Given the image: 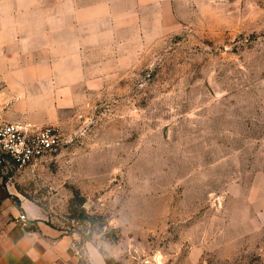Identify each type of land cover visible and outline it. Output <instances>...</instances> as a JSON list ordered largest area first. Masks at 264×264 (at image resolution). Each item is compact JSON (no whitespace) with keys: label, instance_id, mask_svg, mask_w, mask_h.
I'll return each instance as SVG.
<instances>
[{"label":"rangeland","instance_id":"rangeland-1","mask_svg":"<svg viewBox=\"0 0 264 264\" xmlns=\"http://www.w3.org/2000/svg\"><path fill=\"white\" fill-rule=\"evenodd\" d=\"M171 6L14 192L107 264H264V0Z\"/></svg>","mask_w":264,"mask_h":264},{"label":"crops","instance_id":"crops-1","mask_svg":"<svg viewBox=\"0 0 264 264\" xmlns=\"http://www.w3.org/2000/svg\"><path fill=\"white\" fill-rule=\"evenodd\" d=\"M171 15V0H0V122L40 128L106 89ZM12 185L0 180V264H86L72 236L17 221L31 205Z\"/></svg>","mask_w":264,"mask_h":264},{"label":"built area","instance_id":"built-area-1","mask_svg":"<svg viewBox=\"0 0 264 264\" xmlns=\"http://www.w3.org/2000/svg\"><path fill=\"white\" fill-rule=\"evenodd\" d=\"M62 144L61 135L52 127L39 128L28 124L0 122V180L14 183L16 177L30 166L55 153ZM17 221L30 226L25 213ZM78 257L82 250L72 244Z\"/></svg>","mask_w":264,"mask_h":264},{"label":"clouds","instance_id":"clouds-1","mask_svg":"<svg viewBox=\"0 0 264 264\" xmlns=\"http://www.w3.org/2000/svg\"><path fill=\"white\" fill-rule=\"evenodd\" d=\"M86 264H106L105 257L91 243L86 245Z\"/></svg>","mask_w":264,"mask_h":264}]
</instances>
